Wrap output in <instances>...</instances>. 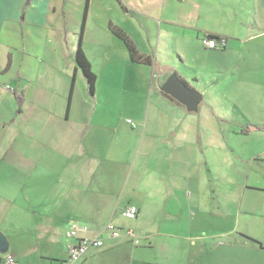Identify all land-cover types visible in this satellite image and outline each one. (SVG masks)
I'll return each instance as SVG.
<instances>
[{"label": "crops", "instance_id": "1", "mask_svg": "<svg viewBox=\"0 0 264 264\" xmlns=\"http://www.w3.org/2000/svg\"><path fill=\"white\" fill-rule=\"evenodd\" d=\"M93 1L0 0V233L8 243L0 263L6 254L20 264L66 263L71 223L103 247L69 264L97 252L118 264H196L203 233L240 236L264 259L262 211L250 200L264 194V125L249 120L264 108V0H102V8ZM85 9L81 48L97 77L93 94L74 61ZM111 25L150 62L133 63ZM209 35L225 47L203 48ZM191 57L204 59L212 77L195 113L160 90L170 63ZM134 76L140 85H129ZM222 99L249 111L246 126L218 114ZM238 140L258 150L248 157ZM234 158L238 185L226 174ZM219 182L240 193L221 212L224 220L243 214L241 230L238 221L211 229ZM129 205L139 211L135 221L121 216ZM108 223L134 230L152 260L135 261L137 248L111 238Z\"/></svg>", "mask_w": 264, "mask_h": 264}, {"label": "rangeland", "instance_id": "2", "mask_svg": "<svg viewBox=\"0 0 264 264\" xmlns=\"http://www.w3.org/2000/svg\"><path fill=\"white\" fill-rule=\"evenodd\" d=\"M101 1L102 0H94L93 1L95 3L94 7L98 6V8H102L107 3V1H102V2ZM112 6L113 4L112 5L110 4L111 8ZM111 8H107V9H111ZM115 9H120V8L115 7ZM208 53L210 52L203 51V52H200V55H202V57L207 58L206 64L209 65ZM211 61H212V58L210 62ZM203 63H204V59L201 58L199 61V59L195 60L194 57H191L190 61H188V63L186 64L180 63L177 60H173L172 63H170L169 65L171 69L165 70L166 72L164 73V77H162L161 79L162 84L171 74H176L177 76L181 75L186 80L189 88L201 94V96H203L204 98V101L206 102V100L209 99L210 95H207L206 94L207 91L205 90L208 88V86H210L209 82L212 80V77H210V75L208 74L209 72L206 73L207 70L204 69ZM210 64H211L210 66H212L213 63L211 62ZM134 78L136 82L130 83L129 85L131 86L140 85V79H138L136 76H134ZM218 80H219L218 84L222 85V87L224 88V86L226 85L225 79H223L222 77H219ZM243 80L244 79L242 78H238V79L234 78L232 79L233 81L232 83L233 85H236V87H240L244 85L242 82ZM217 104H221L220 108L224 109V112H222L223 109L221 111L219 107H217L218 109L217 112L222 118L228 121H231L235 125L246 126L245 125L246 123L245 114L249 115V111H246V109L240 110L239 108H237V106L231 107L228 101L225 99H222ZM203 107L204 105L200 106V111H203L204 109ZM250 112L251 114H250L249 120L252 124L264 125V108L262 107L260 108L259 114L255 113V111H250ZM238 141L239 142H235V146L240 147L242 150L243 149L249 150V152L245 151L246 152L245 155L248 157H250L252 153L250 151L258 150L257 146H251V145L247 146L243 143L242 145L240 140ZM240 166L241 164L238 162L236 158H234L233 166L229 167L226 171V174H228L227 177L228 176L233 177V180H234L233 185H238L243 180L242 174L240 172L241 170ZM233 185H231L230 187L229 183L228 184L226 182L218 183L217 189H216V197L220 205L218 207L219 208L218 211L214 212L215 216L212 217V228L211 229L215 228L219 231L226 230L230 227V225H232L233 222L236 223L238 221L239 229L241 230L242 225L246 224L245 218L243 217V214L241 213L235 214L232 220L227 219V218L226 220L223 219V214L221 211L223 210L230 211L231 206H232L230 203L231 196H234L236 199L238 198L239 199L238 202L241 199L239 191L236 190ZM250 200H253L254 204H256L255 208H258L259 212L262 211V217L258 219V221L260 223L264 222V194H259V196L257 195L253 196L251 197ZM214 207L216 208L217 206L215 205ZM257 229H258L257 232L260 231V233L259 232L258 233L260 234V238L264 246V231H263L264 226L261 227L260 225L258 226ZM198 245H200V248H197V250L200 249L201 253L197 255V259L195 260L196 264H199V263L200 264H264V259L259 258L258 255L256 254V251L253 249V247H256V246L251 241H247L237 235L230 236V237H208L203 233L202 238L197 244V247ZM136 248L137 250L131 248L135 256L134 258L135 261H142V263H144V262L152 260L151 253L150 254L149 252L147 253L145 249L147 248V246H145V243L141 245L140 248L139 247H136ZM263 253H264V249L262 251V254H259V256L262 258H264ZM113 256H114L113 254H104L102 252H97V253L90 255L84 264H118L121 262L122 259L121 260L113 259ZM63 257L64 258L66 257V253L63 255Z\"/></svg>", "mask_w": 264, "mask_h": 264}, {"label": "built area", "instance_id": "3", "mask_svg": "<svg viewBox=\"0 0 264 264\" xmlns=\"http://www.w3.org/2000/svg\"><path fill=\"white\" fill-rule=\"evenodd\" d=\"M201 45L205 49H223L225 47V40L205 37L201 40ZM129 125L134 127V124L130 121H126ZM138 209L133 205L127 206L122 212L121 216L125 220L135 221L138 217ZM104 231L109 233L113 239H126L132 246L138 247L140 245L139 235L132 229H120L113 223H108L104 227ZM88 228L85 226H79L75 223H71L69 230L66 233V237L70 240L67 244V262L63 264L75 263L80 261L90 249H101L103 247V241L100 238H81L79 233H87ZM0 264H20L13 255L6 254Z\"/></svg>", "mask_w": 264, "mask_h": 264}, {"label": "trees", "instance_id": "4", "mask_svg": "<svg viewBox=\"0 0 264 264\" xmlns=\"http://www.w3.org/2000/svg\"><path fill=\"white\" fill-rule=\"evenodd\" d=\"M85 14H86V9H85V13H84L83 22H82V25L80 28L78 47H77V50L74 54V61H75L76 67L81 71V73L83 74V76L87 82L89 92L91 94H93L94 90H95L96 82H97V77L93 73V71L91 69V65H90L89 61L87 60V58H86V56H85V54L81 48V40H82L84 28H85ZM110 30L117 38H119L121 41H123L124 45L126 46L128 52H129L130 59L133 63L144 64V63L150 62L149 58H145L138 53V51L136 50V48L134 46V43L127 37V35L121 29L111 25ZM208 38L218 39L217 37L212 36V35H209ZM74 85H75V80H74V78H72L71 83H70V88H69V95H68V99H67V111L69 110L71 98H72L73 91H74ZM165 96L167 98H169L170 100H173L169 96H167V95H165ZM250 240H252V239H250ZM257 244L259 246H261L259 243H257Z\"/></svg>", "mask_w": 264, "mask_h": 264}, {"label": "water", "instance_id": "5", "mask_svg": "<svg viewBox=\"0 0 264 264\" xmlns=\"http://www.w3.org/2000/svg\"><path fill=\"white\" fill-rule=\"evenodd\" d=\"M160 90L185 107L188 113H195L202 101V96L190 89L176 74H171L161 85ZM8 252V243L5 236L0 233V254Z\"/></svg>", "mask_w": 264, "mask_h": 264}]
</instances>
